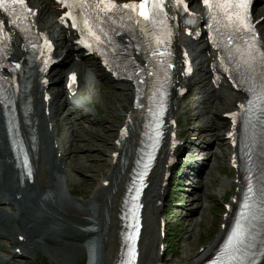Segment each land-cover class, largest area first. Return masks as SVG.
<instances>
[{
  "label": "bare ground",
  "instance_id": "bare-ground-1",
  "mask_svg": "<svg viewBox=\"0 0 264 264\" xmlns=\"http://www.w3.org/2000/svg\"><path fill=\"white\" fill-rule=\"evenodd\" d=\"M30 1L32 6L38 8L39 13H44L46 15L48 12V14H51L55 18V23L59 27L62 40L68 47L67 53L63 55L62 61H65L68 64L66 67H70L69 72L73 71L78 74V81L80 84L79 87H77L76 92H74L67 86L68 75H66V77L62 76L59 80V82L62 83V88L59 91L51 90V92H49L50 89L54 88V82H57L54 77L56 71L53 73L52 71L50 72L48 76L50 83L46 86L42 85L38 74L30 77V81L28 82L25 91V97L29 100V107L21 112V118L24 121V124L22 125L23 135L26 132V135L28 137L30 136V142L33 146L32 157L36 169L35 180L33 183L27 180L25 185H21L18 172L15 169L14 155L9 145L6 130L3 126L0 127V204L8 203L15 209L13 212L1 209L0 224L3 217H6V219L18 217L21 220V225L24 231L23 234H18L23 235L24 240L21 241L19 239L20 245H16V247H21V251L18 252L15 250L9 257L1 253L0 264H13L11 261L13 258L22 259L27 256L31 257L40 248L46 250L58 249V247L63 248L66 245H63L62 242L67 243V241H77L75 238L62 236L49 228H45L41 219L46 218L36 217L33 215L30 206L25 204L26 199L33 201L35 204H40L37 202L38 200L45 202L46 199H42L45 195L49 198H53L58 208L65 210V213L62 214L55 211L58 214L55 216H52L53 210L52 212L47 211L49 214L47 219L55 218L64 224L68 223L70 220L76 222H79L77 220H80L82 222L83 231L88 238H91L90 244L93 245V258L88 264H116L120 259L122 244L120 240V232L122 230L120 214L123 208V197L138 158L140 133L141 130H143L141 128L143 121L138 117H133L131 109L126 112L124 115V121L117 126V137L112 140V147L107 150L110 168L102 178H99L100 183L93 190L94 193L92 191L89 198L86 200L75 201V199H68L69 196L65 193L62 184L56 186V181H58L57 172L64 170V163H70L76 152H78L80 145L71 142L68 147L62 146L56 137V132L59 130L58 120L61 118L60 111H58V109H60L59 101L61 98L64 99L65 107L63 109L66 112V124L68 125V128L71 129V134L73 133V136L79 138L78 128L86 129L85 123H99L101 120L93 117V111L86 107L87 104L81 105V103L78 102V100H82L78 99L80 85L85 86L86 88L90 86L97 87L98 84L94 82L96 81L95 78H97V76L100 77L101 80L104 79L107 82L113 81V76L107 71L101 60L95 55H85L84 52L83 55L75 54V52L80 51L76 49V44L72 40L75 31L69 29L60 22L59 17L64 10H62L59 5H56L53 0ZM191 1L194 5L201 8V0ZM259 1L261 4H264V0ZM43 17L45 16H40L39 18ZM260 17H264V12L257 15L256 18ZM260 28L264 30V19L260 22ZM44 29L47 30L53 38L55 37V32L54 29H52V26H45ZM184 34L185 33L181 34L179 37V42L181 44L188 42ZM199 40L203 45L200 52H204L208 55L207 61L210 64L216 57V51L211 47L204 36ZM24 54L21 40L16 38V52L13 54V57L20 58ZM194 54H197V51H194ZM59 56H61V54H59ZM71 56L72 58L67 62V58ZM75 57H79V61H76ZM88 58H90L91 61L87 62ZM206 75L210 78L212 76V69H209ZM93 76H95V78ZM177 82L178 85L186 87L188 83L192 82V79L180 76L177 79ZM205 85H207V83H205L203 87ZM226 87L229 88L228 86ZM128 89L133 95L134 86L130 84ZM47 93L51 95L49 99H46ZM201 95L204 99V103L210 104V107H205V109L208 111L210 110V112L216 111L219 106L224 103L221 95L212 96L211 94L207 96L203 91H201ZM86 101V99L83 100V102ZM238 101L239 100H237V102ZM178 102L179 91L175 90L170 109V115L172 117H176ZM75 103H77V105ZM48 111L49 113L47 114ZM73 113H75V115ZM3 117V108L0 105V121L3 120ZM123 126L130 128L131 134L128 138L121 141V139H119V131ZM225 140H227V137H225L224 142ZM100 141L104 142L103 139H100ZM168 144L169 142L166 143L164 151L158 159V164L150 177L151 185L145 196V227L141 242L140 264H155L159 255L158 231L160 227L159 213L161 210L159 201L162 199L164 193L163 177L166 172L165 166L169 155ZM228 144L233 153L235 149L229 139ZM220 145L221 143L218 142L217 146ZM182 146V143L178 145L174 152L175 155L180 152ZM99 149L101 148L99 147ZM202 154L204 155L205 153L204 151H201V149H196L192 152L193 157L202 156ZM213 156L219 157L216 152L213 153ZM75 169L76 168H72L73 171H75ZM238 177L239 176L236 172L235 179ZM239 185V182H236L234 187L236 188ZM203 186H206V184L203 183ZM236 193L238 192L236 191ZM184 198L185 195L183 196V199ZM202 198L203 196L199 194L197 200H202ZM184 205L185 203H183L182 207ZM47 207L48 206H45V208ZM201 207H203V203H201ZM234 208L235 203L231 201L230 208L225 207L224 210V213L227 214H222L221 224L219 231L216 234V238L209 240L203 250L196 252L192 255V259L184 264H199L202 260L208 258L212 254L220 244L232 221ZM68 212L72 213V215L67 214ZM82 217L87 218L84 220ZM223 224L225 225L224 227ZM84 226L86 228H84ZM0 238L9 239L1 228ZM1 243L2 242H0V244ZM261 264H264V259Z\"/></svg>",
  "mask_w": 264,
  "mask_h": 264
},
{
  "label": "rangeland",
  "instance_id": "rangeland-1",
  "mask_svg": "<svg viewBox=\"0 0 264 264\" xmlns=\"http://www.w3.org/2000/svg\"><path fill=\"white\" fill-rule=\"evenodd\" d=\"M260 12H262V7L258 9L257 14ZM45 21L46 26L52 25V28L54 27L56 29L54 20L49 15L46 16ZM44 22L39 21L40 25ZM61 43V49L59 51L57 50L58 54L61 51L64 53L67 52L66 44ZM187 47L190 50L198 51L202 47V44L200 42H189ZM67 59V61H70L71 57ZM205 59L206 54L202 52H199L198 56L194 59V64L197 68L194 73L196 76L192 77L193 82L187 86V92L180 96L176 118L181 122L178 132H183L182 140L184 147H186L185 150H181V154L179 155L184 157L183 162L187 160L190 162L193 160L192 150L199 146L205 154H202V156L193 162L197 167L203 164L206 165L207 173L199 179L196 176H192V179H196L195 181L197 182L193 183V186H185L184 183L180 184L183 187L181 190H178L176 188V185L180 183L178 176L184 175L186 167L179 165L180 161L178 160V163L172 169V176L165 190L166 199L169 191H171L170 185H173L174 189L168 203L166 204L164 201L162 204L161 212L168 210L173 217V221L169 223L170 230L177 231L178 225L181 226L182 230L178 233L175 231L174 235L170 237L168 235L171 241V248L166 256L169 260L168 264H184L188 260L190 261L192 255L203 250L209 240L216 238L224 212V205L227 202H231L232 194L235 190L233 186L235 184V170L230 168L229 146L227 142H224L225 134L228 131L226 120L229 119L224 116V113L235 109L236 100L241 93L233 94V92L223 88L213 91L209 84L203 87L204 83L209 82V80H204L205 76L203 71L207 69ZM64 67H66V64L56 68L58 73L56 76L58 79L62 74L66 76L68 69H64ZM93 77L95 78V76ZM95 80L94 82L98 86H90L88 88L83 86L79 96V99L82 100H78V102L81 105L87 104L86 107L93 111V117L101 120L99 123H85L86 129L78 128L79 138L73 136V133L71 134V129L68 128L65 121L66 112L63 109L65 107L64 101L62 98L59 101L61 118L58 120L59 131L57 132V138L62 146L68 147L72 142L78 143L80 147L69 165L65 166V170L63 171L64 179L60 180L57 175L58 181H56V186L62 184L65 193L69 196L68 199H75V201L89 198L91 192L100 183L99 178H102L110 168L107 150L112 147V140L117 136V126L122 124L124 115L132 105V92L128 89L130 83L119 80L107 82L104 79V81L101 80L98 76ZM201 91L205 92L207 96L211 94L212 96L221 95L224 103L216 111H208L205 107H210V104L204 103ZM84 99L87 101L83 102ZM75 104L77 105V103ZM73 114L75 115V113ZM185 130L188 134H184ZM100 139H103L104 142H101ZM218 142L221 143L220 146H217ZM214 152L219 157L213 156L212 158ZM178 166L181 168L180 173H177L175 170ZM72 168H76L75 171ZM203 183L206 186H203ZM199 194L203 196L202 200H197ZM182 195H185L186 201L180 200ZM48 198L45 195L42 198L46 199L45 202L38 200L37 202L41 205L29 200H26L25 203L28 206L30 205L34 213L40 216V218H46L42 219L44 227L53 228L58 233L60 232L69 237L76 238L77 241L62 242L63 245H66L63 248L55 246L58 249L46 250L40 248L31 257L22 258L20 259L21 262L15 261V264H82L88 259L87 252H85L86 249L83 248V239L87 236L80 230V227H83L82 223L72 220L67 224L61 222L60 224L64 228L57 230L56 221L53 218L47 219L49 215L45 212L44 208L48 206L47 209L49 211L53 210L52 216L57 214L55 211L62 214L65 213V210L58 208L53 198H49V200ZM183 202H185V205L182 207ZM201 203H203V207H201ZM165 205L167 206L164 208ZM186 207L187 210H185ZM1 209L9 210L10 212L15 211L8 204H1ZM195 209L196 212L193 211ZM67 214L72 215L69 212ZM85 218L87 217H82L84 220ZM2 219L0 228L9 237V240L7 238L0 239V242H3L0 244V252L8 257L15 250L17 232L18 234H23L19 233L23 232V227L19 219L10 220V218L6 219V217ZM192 221H194L193 225ZM84 228L86 227L84 226ZM17 245H20V240H18ZM188 253L191 254L188 255ZM158 264H161V262Z\"/></svg>",
  "mask_w": 264,
  "mask_h": 264
},
{
  "label": "snow or ice",
  "instance_id": "snow-or-ice-1",
  "mask_svg": "<svg viewBox=\"0 0 264 264\" xmlns=\"http://www.w3.org/2000/svg\"><path fill=\"white\" fill-rule=\"evenodd\" d=\"M177 2H178V5H179V3L181 2V0H177ZM6 3H7V0H0V9H3V11H4L5 13H7L9 16H13L14 13L9 11L8 7L5 6ZM11 3H12L13 5L19 3L20 5L23 6V5H24V0H11ZM204 3L207 4V3H208V0H204ZM113 7H116V6L113 5ZM123 7H124V8H130V7H134V5L125 4V5H123ZM139 7H140L141 9H144L145 4H144V3H141V4L139 5ZM185 7H186V6H185ZM141 15L143 16V15H145V13H144V12H141ZM16 22H17L16 20H12V23H13L14 25L16 24ZM3 23H4V21H0V25H3ZM17 67H19V65H17ZM250 191H251V189H250Z\"/></svg>",
  "mask_w": 264,
  "mask_h": 264
}]
</instances>
